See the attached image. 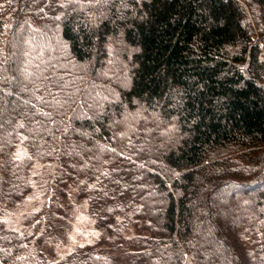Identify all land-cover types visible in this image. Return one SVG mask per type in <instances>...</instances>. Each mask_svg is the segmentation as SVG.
Returning <instances> with one entry per match:
<instances>
[{"label":"trees","instance_id":"obj_1","mask_svg":"<svg viewBox=\"0 0 264 264\" xmlns=\"http://www.w3.org/2000/svg\"><path fill=\"white\" fill-rule=\"evenodd\" d=\"M38 161L96 243L5 225ZM261 183L264 0H0V264H264Z\"/></svg>","mask_w":264,"mask_h":264},{"label":"rangeland","instance_id":"obj_2","mask_svg":"<svg viewBox=\"0 0 264 264\" xmlns=\"http://www.w3.org/2000/svg\"><path fill=\"white\" fill-rule=\"evenodd\" d=\"M23 155L24 151L18 149V156ZM52 173H56L52 164L34 162L31 173L32 191L23 201L8 205L1 214L7 227L29 232L31 230L26 226L27 217L52 205L51 225L55 230L45 237L44 248L51 259H57L77 247L96 243L103 235L88 212L87 202L78 198L73 190L67 195L50 199L47 186ZM256 193L254 189L250 191V195ZM46 200L50 202L47 203Z\"/></svg>","mask_w":264,"mask_h":264}]
</instances>
